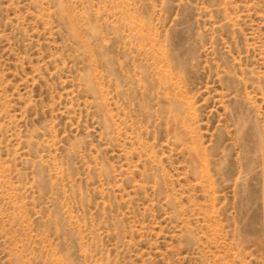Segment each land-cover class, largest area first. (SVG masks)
<instances>
[{
	"label": "rangeland",
	"instance_id": "374dc122",
	"mask_svg": "<svg viewBox=\"0 0 264 264\" xmlns=\"http://www.w3.org/2000/svg\"><path fill=\"white\" fill-rule=\"evenodd\" d=\"M0 264H264V0H0Z\"/></svg>",
	"mask_w": 264,
	"mask_h": 264
}]
</instances>
